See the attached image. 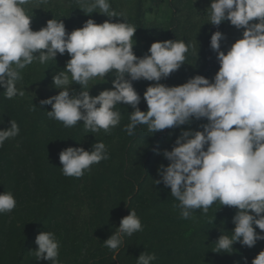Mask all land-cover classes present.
<instances>
[{"label": "clouds", "instance_id": "obj_1", "mask_svg": "<svg viewBox=\"0 0 264 264\" xmlns=\"http://www.w3.org/2000/svg\"><path fill=\"white\" fill-rule=\"evenodd\" d=\"M31 2L0 0V89L5 98L25 94L17 82L34 60L44 64L67 53L70 59L63 71L52 76L58 94L40 101L41 106H51L47 116L66 128L82 122L86 133L109 132L120 124L122 116L116 106L121 103L133 109L123 129L129 136H135L141 125L153 134L205 120L199 125L201 130L182 129L171 150H154L168 161L166 166L159 165V179L154 184L170 189L182 219H192L196 210L207 214L216 202L236 209L231 235H220L214 252L229 253L237 242L252 248L264 240V0H210L209 24L218 27L227 21L242 29V35L225 52L220 43L224 34L213 32L209 46L219 68L211 81L197 74L176 86L160 81L185 64L189 46L183 40L153 42L147 54L137 57L133 52L137 28L124 19L97 24L90 18L68 32L62 20L52 18L34 31L32 15L24 7ZM79 4L85 14L122 18L112 10L110 0H79ZM106 75L114 77L112 87L90 95L94 84L89 82L96 78L105 82ZM141 79L154 82L143 93L146 111L138 107L141 96L132 83ZM73 84L80 86L79 92ZM8 124L0 129V147L20 133L15 120ZM107 159V146L100 141L90 150L67 147L59 152L60 168L67 177L80 178ZM16 206L11 191L0 193V214L10 213ZM141 231L140 217L129 210L103 242L112 260L117 259L125 237ZM34 243L37 261L60 264V242L53 232L40 231ZM155 260V253L141 252L136 264ZM251 264H264V249Z\"/></svg>", "mask_w": 264, "mask_h": 264}, {"label": "rangeland", "instance_id": "obj_2", "mask_svg": "<svg viewBox=\"0 0 264 264\" xmlns=\"http://www.w3.org/2000/svg\"><path fill=\"white\" fill-rule=\"evenodd\" d=\"M110 4L112 10L122 14V18H109L97 12L85 14L79 9V0H48L47 3L32 0L24 7L32 15L31 28L34 31L41 28L42 22L52 18L62 20L68 32L82 27L90 18L97 24L105 20L124 22V19L137 28L133 37V52L137 57L147 54L153 42L183 40L189 46L185 64L160 81L166 86L180 85L197 74L211 81L219 68L216 53L209 46L211 34L217 30L231 34L220 42L221 50L225 52L242 35V29H236L227 21L218 27L209 24L210 0H110ZM65 55L62 60L64 66L70 59L67 53ZM64 66L60 71H63ZM112 79L113 76L106 75L105 82L100 78L90 81V85L94 84L90 87V95L95 96L104 89H110ZM132 83L141 96L138 107L146 111L143 93L154 82L141 79ZM71 87L80 91L78 84ZM38 89L28 87L25 94L43 100L59 91L52 83L35 94ZM48 108L51 110L50 105ZM116 109L122 116L119 127L98 133H86L82 122L71 128L63 127L64 146L58 144L53 131L43 153L35 155L36 161L30 167L33 169H19L15 194L17 206L12 215L11 212L0 214V264H50L49 261H37L33 252L37 247L35 237L40 231H51L59 240L60 264H120L119 254L124 246L117 259L112 260V253L103 242L112 234L113 228L115 231L120 219L128 215L129 210L134 209L139 216L144 208H140L144 205L143 200H140L142 192L146 199L149 197L146 194L148 190L160 192L153 180H157L155 176L158 177L159 165L166 166L168 161L154 150H171L182 129L201 130L199 125L206 121H193L191 125L153 134L147 126L141 125L137 127L133 143L128 142L123 148L128 135L123 129L129 123V113L133 109L122 103ZM96 141L107 146L109 159L93 165L91 171L85 172L80 178L64 176L60 168L59 152L67 147L90 150ZM119 142L124 151L125 164L122 168L118 167L117 162L116 149ZM146 162L150 163V173L144 179L147 174L144 170ZM167 192L172 204L162 209L165 216L158 217L147 238L146 252L156 255L153 264H218L214 258L221 254L224 256L222 264H251L252 259L264 249V240L257 241L252 248L237 242L226 253V259L225 252L216 253L213 257L215 241L219 237L214 239L213 236L227 229L226 222L233 217L236 209L220 206L216 202L207 214L196 210L192 219H182L180 209L176 206L178 201L171 196L170 189ZM256 231L260 232L259 229ZM139 236L140 232H137L125 238L134 242ZM152 236L155 239H150ZM158 239L160 242L154 243ZM234 249L237 254H234Z\"/></svg>", "mask_w": 264, "mask_h": 264}, {"label": "trees", "instance_id": "obj_3", "mask_svg": "<svg viewBox=\"0 0 264 264\" xmlns=\"http://www.w3.org/2000/svg\"><path fill=\"white\" fill-rule=\"evenodd\" d=\"M45 24V21L42 22L41 27ZM39 29L40 28H37L36 30ZM65 56V54H57L55 61L49 60L44 64H41L38 59L34 60L32 64L22 70V79L17 82V87H22L21 89H24L25 92V89L28 87H32L33 89L37 87L39 89L34 92L36 94L42 87L48 86L52 83V76L57 72H60V69L64 66L62 60ZM139 93L141 94L142 92ZM40 101V99L30 97L27 93L21 98L16 96L12 99H6L3 89H0V129L7 128L9 126V120H15L20 127L19 135L13 139L6 140L4 145L0 147V193L3 191H11L15 196L19 183V169H33L30 167L33 166L36 161L35 155L39 154V152L43 153L49 142L51 132L55 131L59 145L62 143L64 146L66 143L64 141L65 136L62 134L64 127L63 123L55 119H50L47 116V111H50L48 105L41 106ZM116 110L118 111V109ZM118 140L120 141V136H118ZM133 141L134 136L127 135V137H125L123 148L128 142L132 144ZM121 145V142H119L116 149L119 168H122L125 164L124 151L122 150ZM37 159H39L38 156ZM149 164V162H146L144 165V170L147 172L144 179H147V176L150 173ZM155 178L159 179V176H155ZM157 185L160 192H152L148 190L146 193L149 196L148 199H146L145 193L142 192L140 200H143L144 205H141L140 208H144L139 216L143 225V231L140 232L139 237L135 238L134 242H129V239L125 238L124 248L119 254L120 264H133V262L136 264V258L139 254L141 252H146L147 238L154 222L158 221L157 219L160 215L165 216L162 209H165L172 204L171 200L168 198L167 191H169V189L162 183ZM214 205H216V203L212 206ZM157 208H159L160 211H158ZM14 210L11 212V215L14 213ZM226 223L227 229L213 236L214 239L222 234L231 235L230 232L234 228L232 217H230ZM10 230L12 231V226L10 227ZM112 231L114 232V228ZM150 239H155V236H152ZM157 241L160 242V239L156 240L154 243ZM233 251L235 252L234 254H237L236 249ZM215 256L216 252L213 257ZM214 260H218V264H222L224 256L221 254L220 257H216ZM230 264H237V262Z\"/></svg>", "mask_w": 264, "mask_h": 264}, {"label": "crops", "instance_id": "obj_4", "mask_svg": "<svg viewBox=\"0 0 264 264\" xmlns=\"http://www.w3.org/2000/svg\"><path fill=\"white\" fill-rule=\"evenodd\" d=\"M224 36H231V34L229 32H226Z\"/></svg>", "mask_w": 264, "mask_h": 264}]
</instances>
